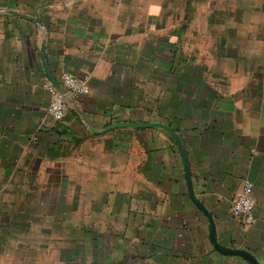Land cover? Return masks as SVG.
I'll list each match as a JSON object with an SVG mask.
<instances>
[{"label":"crops","instance_id":"1","mask_svg":"<svg viewBox=\"0 0 264 264\" xmlns=\"http://www.w3.org/2000/svg\"><path fill=\"white\" fill-rule=\"evenodd\" d=\"M0 264H264V0H0Z\"/></svg>","mask_w":264,"mask_h":264},{"label":"built area","instance_id":"2","mask_svg":"<svg viewBox=\"0 0 264 264\" xmlns=\"http://www.w3.org/2000/svg\"><path fill=\"white\" fill-rule=\"evenodd\" d=\"M86 79L69 71H63L60 75L61 87L71 96L78 97L86 92ZM50 100L46 113L55 121L64 119L67 112V103L64 95L54 85H47ZM255 198L252 193V185L244 180L240 192L234 197L230 206L232 218L242 225H252L255 222L254 215Z\"/></svg>","mask_w":264,"mask_h":264},{"label":"water","instance_id":"3","mask_svg":"<svg viewBox=\"0 0 264 264\" xmlns=\"http://www.w3.org/2000/svg\"><path fill=\"white\" fill-rule=\"evenodd\" d=\"M53 85L64 95L65 90L59 84L54 83Z\"/></svg>","mask_w":264,"mask_h":264}]
</instances>
